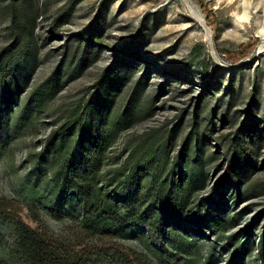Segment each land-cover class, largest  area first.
Segmentation results:
<instances>
[{"label":"rangeland","instance_id":"1","mask_svg":"<svg viewBox=\"0 0 264 264\" xmlns=\"http://www.w3.org/2000/svg\"><path fill=\"white\" fill-rule=\"evenodd\" d=\"M7 46L18 60L13 82L0 71L1 255L9 216L59 238L71 230L48 210L59 185L41 154L54 130L77 128L75 113L90 120L105 103L104 121L121 120L105 181L146 159L177 180L184 139L196 178L170 217L192 238L186 251L161 250L166 224L117 241L150 264H264V0H0V67ZM141 168L144 180L152 167Z\"/></svg>","mask_w":264,"mask_h":264},{"label":"trees","instance_id":"2","mask_svg":"<svg viewBox=\"0 0 264 264\" xmlns=\"http://www.w3.org/2000/svg\"><path fill=\"white\" fill-rule=\"evenodd\" d=\"M4 51L10 53L0 71L2 75L9 74L8 81L13 82L17 53L9 46ZM5 63L9 64L6 71ZM105 110L103 103L98 106V116L90 111V120L75 113L69 125L77 122V128L63 131L62 126L54 130L41 154L59 185V196L48 204V210L58 220L69 218L71 230L59 238L47 235L40 226L32 227L20 218L9 216L7 221L13 227L14 239L5 253L0 254V264H130L132 261L150 264L144 253L128 249L117 241L118 236L132 227L156 235L161 225L169 226L161 250L172 247L186 251L191 245L192 238L174 221L170 222L182 217L184 205L188 204L196 185V178L187 167L186 139L177 156L180 165L177 180L173 175L170 179L168 175L157 179V166L146 159L145 163L135 164L131 176L124 182L105 181L103 171L108 148L121 122L108 125L104 121ZM138 166L152 167L149 177L143 180L142 174L137 172ZM32 215L34 221L41 222L36 210ZM195 215L208 226L222 223L216 216ZM262 253L264 257V240Z\"/></svg>","mask_w":264,"mask_h":264}]
</instances>
